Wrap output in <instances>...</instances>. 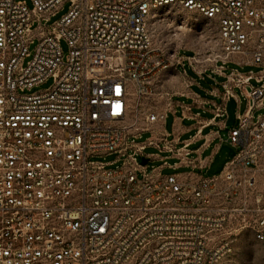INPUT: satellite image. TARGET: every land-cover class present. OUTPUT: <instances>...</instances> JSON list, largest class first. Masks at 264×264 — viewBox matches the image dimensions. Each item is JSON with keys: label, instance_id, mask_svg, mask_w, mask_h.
<instances>
[{"label": "built area", "instance_id": "obj_1", "mask_svg": "<svg viewBox=\"0 0 264 264\" xmlns=\"http://www.w3.org/2000/svg\"><path fill=\"white\" fill-rule=\"evenodd\" d=\"M65 1L0 0V264H225L244 232L264 248V0H70L44 25ZM163 6L216 21L220 50L188 56L196 72L260 66L226 75L228 100L250 89L228 133L238 151L218 174L140 160L156 144L142 133L164 114L131 96H160L183 63L153 48L149 19ZM33 22L40 42L24 66ZM51 76L49 89L27 92Z\"/></svg>", "mask_w": 264, "mask_h": 264}, {"label": "crops", "instance_id": "obj_2", "mask_svg": "<svg viewBox=\"0 0 264 264\" xmlns=\"http://www.w3.org/2000/svg\"><path fill=\"white\" fill-rule=\"evenodd\" d=\"M188 56L190 55H179L183 63L174 65L168 71L167 79L162 85V92H169L167 96L162 92L160 95L158 108L164 118L152 124L151 130H146L141 135V138L147 135L143 140L152 135L156 141V144L148 145L140 155V160L142 157L148 159V163L144 165L145 170L158 168L164 174L187 171L205 174L210 171L215 156L221 149L222 131L231 130L228 129L230 123L227 124V110L224 111L223 108L225 105L227 107L231 99L238 102L240 94L244 95L250 89V85H246L243 90L234 87L235 96L228 100L224 83L229 73L227 69H232L229 64L225 65L223 72L217 71L220 63H212L211 68L204 73H198L191 67L196 76L179 68L180 65H185ZM241 113L238 109L236 113L233 111V118L236 117L237 122ZM167 144L172 146L168 147ZM229 160L217 173L223 170ZM150 161L160 163L149 169ZM166 169L172 172L165 173Z\"/></svg>", "mask_w": 264, "mask_h": 264}, {"label": "rangeland", "instance_id": "obj_3", "mask_svg": "<svg viewBox=\"0 0 264 264\" xmlns=\"http://www.w3.org/2000/svg\"><path fill=\"white\" fill-rule=\"evenodd\" d=\"M25 2L30 9L34 7L32 0H17ZM71 1H65L59 10L51 15L49 20L44 19V25H52L59 20L70 9ZM38 23L33 22L31 27L33 31V37L29 43L28 53L26 54L23 65L27 66L33 59L36 52V48L40 42L38 36ZM149 29L152 35V45L156 52L170 55L172 53H178V55H195L204 59L208 52H218L220 50V44L218 39V25L216 21L205 17L202 13L192 11L189 9L176 7V6H163L155 9L149 19ZM61 47L64 53V59L66 60L69 55V44L65 39L61 40ZM229 67L237 68L242 72L253 71L257 73L260 70V66L257 65H240L236 62L229 61ZM181 70L186 71L191 75H196L192 70L188 61H185V65H180ZM229 72L230 69H227ZM197 76V75H196ZM253 83L257 84L253 79ZM54 83V77L51 76L45 82L32 87L29 93L39 92L49 89ZM134 102H140V110H146L152 106H158L160 104V96L158 95H146L140 100L137 96H131ZM241 101L238 103L235 99L232 101V109L236 113L237 109L243 112L247 106V99L243 94H240ZM264 106L255 111V115L263 114ZM237 125L236 117H234L228 129H232ZM228 130L222 131L221 149L215 156L213 167L210 171L205 172L204 175L211 176L215 173L218 174L223 167L224 163L231 159L238 151L228 140ZM145 134L140 140H143ZM117 155H107L102 158L106 161H112L116 159ZM122 160L113 166L120 165ZM160 161H150L149 169L156 166ZM172 172V170L166 169L165 173ZM225 264H264V248L257 242L254 237L247 232L242 233L239 239L235 243V250L233 255L226 261Z\"/></svg>", "mask_w": 264, "mask_h": 264}, {"label": "water", "instance_id": "obj_4", "mask_svg": "<svg viewBox=\"0 0 264 264\" xmlns=\"http://www.w3.org/2000/svg\"><path fill=\"white\" fill-rule=\"evenodd\" d=\"M227 113H228V121H227V124H229L231 122V120L233 119V111H232V104H231V101H229L227 103ZM142 164L143 165H146L148 163V159L146 157H142V160H141Z\"/></svg>", "mask_w": 264, "mask_h": 264}, {"label": "bare ground", "instance_id": "obj_5", "mask_svg": "<svg viewBox=\"0 0 264 264\" xmlns=\"http://www.w3.org/2000/svg\"><path fill=\"white\" fill-rule=\"evenodd\" d=\"M116 57H112L111 60L118 64V71L121 72V70L123 68V57L120 54H119V56H116Z\"/></svg>", "mask_w": 264, "mask_h": 264}]
</instances>
